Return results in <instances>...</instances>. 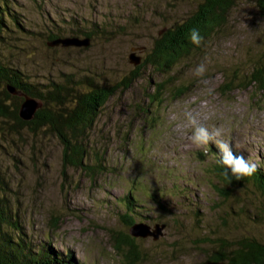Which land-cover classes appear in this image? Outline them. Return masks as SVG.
<instances>
[{"label": "rangeland", "instance_id": "obj_1", "mask_svg": "<svg viewBox=\"0 0 264 264\" xmlns=\"http://www.w3.org/2000/svg\"><path fill=\"white\" fill-rule=\"evenodd\" d=\"M9 1L22 30L1 34L0 56L8 66L38 83H63L69 74L114 85L131 79L79 139L90 170L64 164L62 144L51 132L23 129L0 137L4 192L33 246L47 237L54 251L77 264H123L113 244L114 236L128 233L117 201L129 191L137 198L135 221L150 229L165 224L157 240L137 238L145 255L139 264H203L220 241H264V192L247 182L226 185L216 171L219 150L212 141L192 143L185 115L222 129L220 138L234 154L264 170V92L239 84L264 54V15L252 2L238 0L202 51L159 74L150 66L136 69L129 55L144 57L163 28L194 10L192 0ZM80 32L93 34L89 47L46 46L51 34L83 37ZM200 63L205 72L198 76ZM228 79L232 89L223 85ZM180 85L187 90L176 98Z\"/></svg>", "mask_w": 264, "mask_h": 264}, {"label": "trees", "instance_id": "obj_2", "mask_svg": "<svg viewBox=\"0 0 264 264\" xmlns=\"http://www.w3.org/2000/svg\"><path fill=\"white\" fill-rule=\"evenodd\" d=\"M192 1L195 3L194 10L181 20L174 21L163 28L144 57L134 53V56L139 59V63L135 66L136 69L150 66L155 72L163 74L181 63L180 61L191 52L202 51L203 47L207 46L208 39L223 26L229 10L238 0ZM249 2H252L258 12L264 15V0H249ZM13 9V4L9 0H0V39H2L1 34L11 27L22 30L18 23L20 19H17ZM193 28L198 29L202 36L199 45L192 44L188 39L189 32ZM82 36L75 34V37L88 38V46H66L64 48L89 47L93 34L83 32ZM57 38L64 37L51 34L49 41ZM47 43L48 48L61 46H49ZM236 73L233 71L231 77ZM228 80L223 85L225 88L232 89L233 80ZM239 84H243L244 89L251 87L264 92V54L263 57L259 56L257 61L253 62L251 71L246 73L245 78ZM130 85L131 79L128 78L124 79L121 84L114 85L102 83L96 76L84 75L75 79L71 74L67 75L63 83L52 81L38 83L32 81L30 76L23 74L16 67L8 66L0 56V137H3L6 132L17 133L23 129L31 133L51 132L62 144L64 164L74 167L86 166L90 170L91 166L82 164L86 151L79 143V139L91 129L102 107L120 86L125 88ZM7 86L40 102V106L36 108L31 119L23 120L19 117L18 110L23 98L10 94L6 89ZM159 87L163 90L162 84H159ZM175 89L177 91L175 90L173 95L176 98L187 90L182 85ZM158 93L159 88L151 94V97L154 98ZM13 100H15L14 103H12ZM214 153L217 154L216 151ZM215 165L220 178L229 187L247 182L256 190L264 192V170L261 167H257L250 176L236 178L235 176L225 177L222 173V166L217 163ZM102 169L104 167H99V170ZM3 185L4 180L0 174V264H77L70 255H62L54 251L47 237H44L43 243L38 246L31 244L22 232L21 225L18 224V212L11 208V198L5 195ZM131 192L125 194L124 201L121 198L117 201L125 208V213L121 218L123 225L127 229L135 223L149 225L143 221H135L131 217L133 206L137 204V198ZM223 197L225 198L224 194ZM147 199L154 202L153 195H149ZM57 223L55 218L53 226H57ZM136 240L137 238H133L128 233L114 236L113 247L123 264H139L141 256H145ZM208 260L203 264H264V241L249 236H242L234 241H220Z\"/></svg>", "mask_w": 264, "mask_h": 264}, {"label": "clouds", "instance_id": "obj_3", "mask_svg": "<svg viewBox=\"0 0 264 264\" xmlns=\"http://www.w3.org/2000/svg\"><path fill=\"white\" fill-rule=\"evenodd\" d=\"M189 41L194 45H199L202 36L198 29L193 28L189 32ZM205 72V65L203 63L197 64L195 67V74L200 76ZM186 123L189 127V135L193 144L197 146H207L209 141H212L219 150L216 163L222 166V173L225 177L235 176H250L255 172L257 165L251 163L244 156L234 154L230 144L222 136V129L211 130L204 123L200 122L198 117L193 113H186Z\"/></svg>", "mask_w": 264, "mask_h": 264}, {"label": "water", "instance_id": "obj_4", "mask_svg": "<svg viewBox=\"0 0 264 264\" xmlns=\"http://www.w3.org/2000/svg\"><path fill=\"white\" fill-rule=\"evenodd\" d=\"M49 46H57L61 45L63 47L66 46H88L89 45V39L88 38H79V37H64V38H57L53 41H50L48 43ZM129 60L134 65L139 63V59L131 53L129 55ZM7 91L10 94L13 95H19L22 96V101L19 106L18 115L23 120H29L33 117V114L40 106V102L37 101V99L32 98L24 93L17 92L13 87L7 86ZM165 225L164 224H156L154 226V229H150V227L144 223H135L131 225L127 230L128 234L132 236L133 238H145L147 236H152L153 239L157 240L159 237V234L164 230Z\"/></svg>", "mask_w": 264, "mask_h": 264}]
</instances>
